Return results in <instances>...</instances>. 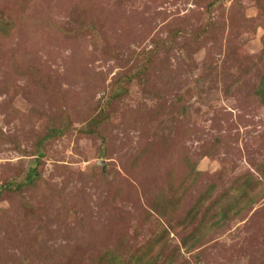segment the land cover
Listing matches in <instances>:
<instances>
[{
    "label": "rangeland",
    "instance_id": "rangeland-1",
    "mask_svg": "<svg viewBox=\"0 0 264 264\" xmlns=\"http://www.w3.org/2000/svg\"><path fill=\"white\" fill-rule=\"evenodd\" d=\"M263 77L264 0H0V264H264Z\"/></svg>",
    "mask_w": 264,
    "mask_h": 264
},
{
    "label": "trees",
    "instance_id": "trees-1",
    "mask_svg": "<svg viewBox=\"0 0 264 264\" xmlns=\"http://www.w3.org/2000/svg\"><path fill=\"white\" fill-rule=\"evenodd\" d=\"M258 96L261 98L262 102L264 103V77L261 80L259 89H258ZM31 177L36 179V177H38L36 175V170H33V172H31ZM0 199H1V192H0Z\"/></svg>",
    "mask_w": 264,
    "mask_h": 264
}]
</instances>
